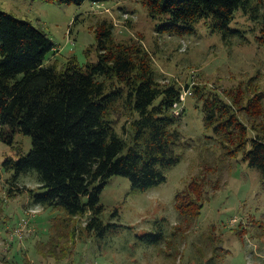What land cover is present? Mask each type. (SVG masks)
Wrapping results in <instances>:
<instances>
[{
    "label": "trees",
    "instance_id": "16d2710c",
    "mask_svg": "<svg viewBox=\"0 0 264 264\" xmlns=\"http://www.w3.org/2000/svg\"><path fill=\"white\" fill-rule=\"evenodd\" d=\"M44 1L77 5L90 1L96 8L106 0ZM142 2L150 18L161 19L159 32L193 35L205 19L222 33L226 43L233 38L247 39L246 29L233 25L236 12L243 10L256 18L264 5V0ZM78 20L79 16L74 23ZM115 27L109 18L97 23V43L87 51L90 54L95 48L98 60L83 65L74 56L62 61L47 32L28 19L0 9V138L12 143L14 134L21 132L33 140L27 154L4 161V167L15 172L8 192L11 196L23 193L19 187L21 175L36 170L40 185L27 188L29 205L49 206L59 212L52 222L49 240L36 243L43 258H67L55 254L60 246L57 232L65 223L66 231L75 238L77 231L72 222L77 216L88 215L84 231L100 238L116 235L123 227L132 228L104 219L102 194L110 179L125 176L133 190L146 191L165 182L168 170L183 158L178 152L183 145L182 133L176 127L185 112L177 114L175 106L183 103L182 86L177 81L162 82L152 53L143 44L118 41ZM51 52L54 58H49ZM201 89L195 86L196 96L204 101L206 127L214 129L222 141L232 142L235 146L228 155L242 152L244 161L258 169L264 182L263 127L253 126L258 132L251 136L234 104L219 93L204 97ZM122 116L127 119L118 128ZM204 177H194L176 195L182 223L198 224L208 198ZM4 200L0 199V204ZM118 215L115 209L113 216ZM166 220H157L156 231L138 237L151 245L163 244L168 239ZM215 239L223 242L217 235ZM220 260L212 256L205 264H219Z\"/></svg>",
    "mask_w": 264,
    "mask_h": 264
},
{
    "label": "rangeland",
    "instance_id": "374dc122",
    "mask_svg": "<svg viewBox=\"0 0 264 264\" xmlns=\"http://www.w3.org/2000/svg\"><path fill=\"white\" fill-rule=\"evenodd\" d=\"M147 8L142 0H106L96 8L90 1L77 5L0 0V9L47 32L62 61L74 56L83 65L98 60L95 48L90 54L87 51L97 43V23L104 18L113 20L116 39L143 44L152 53L162 82L177 81L185 95L177 109L185 114L176 127L182 133L178 152L183 158L168 170L167 180L140 191L133 190L129 178L116 175L103 191L104 219L132 228L123 227L116 235L100 238L84 231L88 215L77 216L72 222L75 238L65 223L58 229L60 246L55 254L61 259L67 256L62 261L43 258L37 249L38 240H49L52 222L59 214L53 207L29 205L27 188L40 185L38 172L21 175L23 193L11 196L8 192L15 172L8 171L4 161L31 151L32 136L18 132L12 143L0 138V199H5L0 204V264H205L212 256L221 259L219 264H264L263 179L258 169L244 161L242 152L228 155L235 146L232 142L222 141L214 129L206 127L204 101L195 91L197 85L203 88L204 97L221 94L234 104L251 136L258 132L254 127H263L264 134V5L256 18L243 10L236 12L233 25L246 29L247 39L233 38L230 43L205 19L193 35L159 32L161 19L150 18ZM54 55L51 52L49 58ZM187 86L195 93L187 91ZM126 119L121 117L118 128ZM200 174L205 175L208 198L198 224L182 223L176 195ZM115 209L118 216H113ZM162 218H167L166 242L151 245L138 237L156 231V222Z\"/></svg>",
    "mask_w": 264,
    "mask_h": 264
},
{
    "label": "built area",
    "instance_id": "2783aa9c",
    "mask_svg": "<svg viewBox=\"0 0 264 264\" xmlns=\"http://www.w3.org/2000/svg\"><path fill=\"white\" fill-rule=\"evenodd\" d=\"M187 91H188V90H187ZM184 99H185V95H184V92H183V94H182V96H181V100L183 101ZM181 105H182V103H181ZM175 106L177 107V108H176V113L178 114L179 112L177 111V109L180 108V105H178V103H176ZM23 226H24V225H23ZM21 231H22V227H21Z\"/></svg>",
    "mask_w": 264,
    "mask_h": 264
},
{
    "label": "clouds",
    "instance_id": "9594fccd",
    "mask_svg": "<svg viewBox=\"0 0 264 264\" xmlns=\"http://www.w3.org/2000/svg\"><path fill=\"white\" fill-rule=\"evenodd\" d=\"M188 90V89H187ZM189 91V90H188Z\"/></svg>",
    "mask_w": 264,
    "mask_h": 264
}]
</instances>
